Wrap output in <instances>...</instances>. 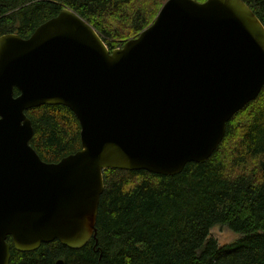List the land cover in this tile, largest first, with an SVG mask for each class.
Returning <instances> with one entry per match:
<instances>
[{"label": "water", "instance_id": "95a60500", "mask_svg": "<svg viewBox=\"0 0 264 264\" xmlns=\"http://www.w3.org/2000/svg\"><path fill=\"white\" fill-rule=\"evenodd\" d=\"M263 87L264 25L243 0H167L112 51L67 8L27 39L1 36L0 264L9 237L19 252L85 247L104 171L176 176L206 163ZM44 105L67 107L81 126V149L58 163L30 145L26 111Z\"/></svg>", "mask_w": 264, "mask_h": 264}, {"label": "trees", "instance_id": "16d2710c", "mask_svg": "<svg viewBox=\"0 0 264 264\" xmlns=\"http://www.w3.org/2000/svg\"><path fill=\"white\" fill-rule=\"evenodd\" d=\"M243 1L264 25V0ZM153 6L151 13L145 0H0V37L27 39L67 8L112 51L153 24L162 7L155 0ZM26 115L34 129L30 145L44 162L81 149V126L67 107L44 105ZM216 226L239 239L220 246L211 237ZM8 243L10 264H264V87L227 123L206 163H188L176 176L104 171L96 232L85 247L54 241L19 252L11 237Z\"/></svg>", "mask_w": 264, "mask_h": 264}, {"label": "rangeland", "instance_id": "374dc122", "mask_svg": "<svg viewBox=\"0 0 264 264\" xmlns=\"http://www.w3.org/2000/svg\"><path fill=\"white\" fill-rule=\"evenodd\" d=\"M154 0H145L147 9L151 10V13H154L156 6H153ZM158 4L163 6L167 0H155ZM238 138V137H237ZM235 147V144H232ZM211 237L215 239L220 246L230 245L232 242L239 239L240 235L234 233L229 228L225 226H216L211 231Z\"/></svg>", "mask_w": 264, "mask_h": 264}]
</instances>
